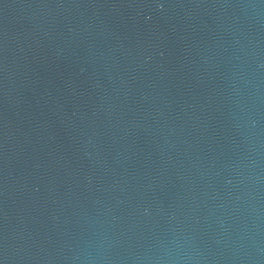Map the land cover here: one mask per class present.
Wrapping results in <instances>:
<instances>
[{
  "label": "water",
  "instance_id": "water-1",
  "mask_svg": "<svg viewBox=\"0 0 264 264\" xmlns=\"http://www.w3.org/2000/svg\"><path fill=\"white\" fill-rule=\"evenodd\" d=\"M0 264H264V0H0Z\"/></svg>",
  "mask_w": 264,
  "mask_h": 264
}]
</instances>
